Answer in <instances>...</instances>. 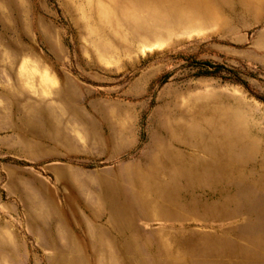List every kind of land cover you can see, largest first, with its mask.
Wrapping results in <instances>:
<instances>
[{"label":"rangeland","instance_id":"obj_1","mask_svg":"<svg viewBox=\"0 0 264 264\" xmlns=\"http://www.w3.org/2000/svg\"><path fill=\"white\" fill-rule=\"evenodd\" d=\"M0 264H264V0H0Z\"/></svg>","mask_w":264,"mask_h":264}]
</instances>
